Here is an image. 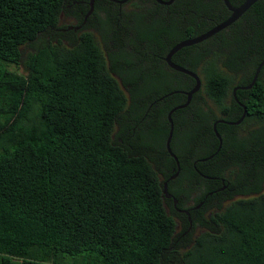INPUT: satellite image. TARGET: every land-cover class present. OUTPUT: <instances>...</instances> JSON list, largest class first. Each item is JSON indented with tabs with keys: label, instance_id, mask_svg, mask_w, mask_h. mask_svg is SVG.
Segmentation results:
<instances>
[{
	"label": "trees",
	"instance_id": "1",
	"mask_svg": "<svg viewBox=\"0 0 264 264\" xmlns=\"http://www.w3.org/2000/svg\"><path fill=\"white\" fill-rule=\"evenodd\" d=\"M90 1L0 0V264H264V67L236 93L245 120L217 125L220 151L214 132L244 114L233 92L264 60V0L173 57L202 81L172 115L176 182L190 181L189 200L206 188L194 240L177 235L164 184L168 115L196 81L162 58L232 14L223 0H96L82 31L59 28L67 5L80 3L82 24ZM52 30L68 42L24 62Z\"/></svg>",
	"mask_w": 264,
	"mask_h": 264
},
{
	"label": "water",
	"instance_id": "2",
	"mask_svg": "<svg viewBox=\"0 0 264 264\" xmlns=\"http://www.w3.org/2000/svg\"><path fill=\"white\" fill-rule=\"evenodd\" d=\"M112 1H114V2H116L118 4H124L128 0H123V1L112 0ZM155 1L158 4H161L163 6H171L176 0H168V1L155 0ZM223 1H224L226 7L229 9V11L231 12L232 15L226 21H224L221 24L217 25L215 28H213L212 30L208 31L207 33L202 34L200 36H197L195 38H191V39H188V40H185V41H182V42L178 43L176 46H174V48H172V50L168 53V55H167V57L165 59L166 63L169 65V67L171 69H173V70H175L177 72L186 74V75L192 77L196 81V85L191 91L183 92L184 94L187 95V102L185 104H183V105L177 106L174 109H172L170 111L169 115H168V120H169V123H170V131H169V135H168V138H167L166 147H167V151L170 154V156L175 160L178 169H180V162H179L177 156L175 155V153L173 152V150L171 148V143H172V139H173V135H174V129H175L174 128V122H173V119H172V115L176 111L185 109V108H187L189 106V104L191 103V101L193 99V96L196 95L201 90L202 81H201V78L198 76V74H196V73H194V72H192V71H190V70H188V69H186V68H184V67H182L180 65L175 64L173 62V57L178 52H180L182 49H185V48L192 47V46L198 45L200 43H203L206 40L214 37L215 35H217L221 31L227 29L228 27L233 25L236 21H238L249 9L252 8V6H254L260 0H246L239 7H234L231 4L230 0H223ZM263 67H264V60L257 67L256 72H255V76H254V79H253L252 83L249 86L237 87L234 90L233 93H234L235 98H236V92L237 91H248V90H251L255 86V84L258 81L259 75H260L261 70H262ZM160 100H163V98L160 99ZM236 100H237V98H236ZM240 106H242L244 108V114H243L242 118L238 122H236V123H228L226 121H218L214 125L215 134H216V136H217V138L219 139V142H220V146H219L218 151H220V149L222 148L223 140H222L221 135L218 133L217 125L219 123H221V124H226L227 123L229 125H240L245 120V118L247 116L246 107L244 105H242L241 103H240ZM211 158H209V159H211ZM207 160L208 159L203 160V161H207ZM178 174H179V172L177 174H175L171 179H175ZM207 178L208 179H212V178H209V177H207ZM164 195L166 197H169V194H168V183L164 184Z\"/></svg>",
	"mask_w": 264,
	"mask_h": 264
},
{
	"label": "flooded vegetation",
	"instance_id": "3",
	"mask_svg": "<svg viewBox=\"0 0 264 264\" xmlns=\"http://www.w3.org/2000/svg\"><path fill=\"white\" fill-rule=\"evenodd\" d=\"M110 1H112V0H110ZM116 1H118V0H116ZM120 1H123V0H120ZM112 2H114V1H112ZM128 2H129V0L126 3L119 4V5H125ZM95 3H96V0H91L89 2L90 11H89L88 14L85 15L84 12L79 14L80 16L84 17L83 21H82V24H79V27L83 26V28H84L88 18L92 15V13L94 11ZM78 22H79V20H78ZM158 58L160 60L159 63L161 64L162 63L161 54L158 56ZM162 59L166 63V60H165L166 58L164 57ZM234 98H235V96H234ZM236 98H237V96H236ZM236 98H235V101L240 105L241 102L239 101L238 98H237V100H238L237 101ZM226 122H228V121H226ZM236 122H238V121H236ZM236 122H228V123H236ZM226 125H228V124L226 123ZM232 126H234V125H232ZM174 128H175V126H174ZM174 131H175V129H174ZM174 145H175L176 148L178 147V145H179L180 148L183 147V144L181 142H179V141L177 142V140L174 142ZM219 146H220V144H219ZM227 156H228V153L226 151V159H227ZM200 161L201 160H195V162H194V166L193 167H194V169H195V171L197 173H199V169H198L197 165L199 164ZM178 172H179V174L177 175V177L175 179H171ZM171 173H172V175L165 182V183H168V194H169V197H165V202L167 203V206H169L170 209L172 210L173 216H174L175 219L176 218L180 219V218L185 217L188 220L189 228L182 234L181 238L183 239V238L188 237V235H189L188 233L190 232L189 230H191V228H193V226H194V221H193V218H192V214H194V216L197 217L198 215L201 214V212L203 210L204 201L201 202L197 206V204L195 203V201H197V200H195V199L197 198L198 194L201 195L203 192H205L206 188H204V189L203 188H199L200 190L197 191V193H195L194 195H191L190 196L191 199L189 200L187 195L185 194V192H187V190L189 189L190 181L188 179L185 180L184 190H182L181 186L176 182V180L179 178L180 173H181V166H180V169H178L177 164H176V167H174L172 169ZM228 185H229V183L226 181V189L228 188ZM169 207L167 208L168 211H170ZM184 227H186V225ZM178 228H179V226H178Z\"/></svg>",
	"mask_w": 264,
	"mask_h": 264
},
{
	"label": "rangeland",
	"instance_id": "4",
	"mask_svg": "<svg viewBox=\"0 0 264 264\" xmlns=\"http://www.w3.org/2000/svg\"><path fill=\"white\" fill-rule=\"evenodd\" d=\"M75 4H80V3L77 2ZM75 4L74 5H72V4L67 5V8L65 9V11L61 15L59 28L62 29L63 31H66V32L72 31V30L81 31L83 29V26L79 27V22L76 18L80 9L77 8V6ZM127 7L128 6H126L125 8H127ZM91 31H93V30L91 29ZM59 38L63 39V41L65 43L68 42V37L61 36L60 34L57 33L56 30L46 32L37 40V42L23 48V61L24 62L27 61V59L29 58V55L34 53L35 51H37L39 48L46 46L49 43H56ZM24 62L21 64V66L11 67V70L18 71L20 73H25ZM161 179L163 180V176L161 177ZM165 207H166V209L169 207V206H167L166 202H165ZM169 209H170V207H169ZM167 212L173 216V212L171 209H170V211L167 210ZM175 221L177 224V235L178 236L183 234L189 228L188 220L185 217L180 218V219L176 218ZM185 225H186V227H184ZM178 226H179V228H178ZM189 231L190 232L188 233L189 235L187 238L194 240L200 233H202L203 229L193 226V228H191V230H189Z\"/></svg>",
	"mask_w": 264,
	"mask_h": 264
}]
</instances>
